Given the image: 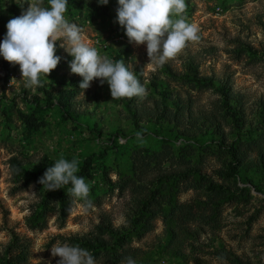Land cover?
<instances>
[{
	"label": "rangeland",
	"instance_id": "rangeland-1",
	"mask_svg": "<svg viewBox=\"0 0 264 264\" xmlns=\"http://www.w3.org/2000/svg\"><path fill=\"white\" fill-rule=\"evenodd\" d=\"M185 4L199 39L155 68L116 21V0H68L65 18L102 55L125 61L144 98L114 100L98 79L79 89L59 41L61 60L35 91L0 57V264H57V243L87 249L97 264H264V0ZM27 7L0 0V39ZM61 157L78 158L90 206L38 183Z\"/></svg>",
	"mask_w": 264,
	"mask_h": 264
},
{
	"label": "clouds",
	"instance_id": "clouds-1",
	"mask_svg": "<svg viewBox=\"0 0 264 264\" xmlns=\"http://www.w3.org/2000/svg\"><path fill=\"white\" fill-rule=\"evenodd\" d=\"M21 6L26 0H15ZM109 0H97L107 5ZM28 7L19 16L9 19L6 33L0 39V57L18 64L24 87L35 91L44 78L61 60L56 55V42L68 53L70 71L78 74L79 89L90 87L98 79L107 83L112 99L144 98L146 88L124 60H113L102 55L87 42L82 29L65 18L68 0H27ZM116 21L123 27L129 43L146 45L147 55L155 68L185 48L188 42L197 41L198 28L184 18L185 0H116ZM84 93V91H83ZM136 132V137L141 138ZM43 156L38 157V163ZM79 160L57 158L47 167L38 183L47 191L66 189L75 200H88L89 185L79 173ZM51 254L59 257L57 264H97V258L87 249L69 243L51 246ZM127 264H135L127 258Z\"/></svg>",
	"mask_w": 264,
	"mask_h": 264
},
{
	"label": "trees",
	"instance_id": "trees-1",
	"mask_svg": "<svg viewBox=\"0 0 264 264\" xmlns=\"http://www.w3.org/2000/svg\"><path fill=\"white\" fill-rule=\"evenodd\" d=\"M190 69L193 71V74H192V76H190V78L199 82L200 78L196 74V68L194 66H191ZM210 85H213V84H210ZM216 89L219 91V93H220V95H221V97L223 99V104L227 108L226 110L227 111H231L230 112L231 116L234 117L237 120L236 109L230 107L229 104H228L229 94H228V91H227L226 87L224 85H220V86H217ZM58 103H59V105H63L64 103H66V96H64V95L61 96V98L58 100ZM29 119H31V118H29ZM228 152H229V158L230 159H229V162L227 164V171H228V175L229 176H233V175L236 174V167L238 165L237 164L238 163L237 146H236V141L235 140H233L230 143V145L228 147ZM12 164H13V167H14L16 173H24V170L19 168L17 164L16 165L14 163H12ZM83 164L84 165H83V169H82L81 173L87 175L88 174V167L91 164V157L90 156L86 157L84 159V163ZM113 234H114V232H113ZM119 239H120V237L118 236V237H116L115 241H118ZM97 242L99 244H101V245H104L102 239H97ZM11 257L8 258L7 264H11L12 262L15 261V259L11 258Z\"/></svg>",
	"mask_w": 264,
	"mask_h": 264
}]
</instances>
